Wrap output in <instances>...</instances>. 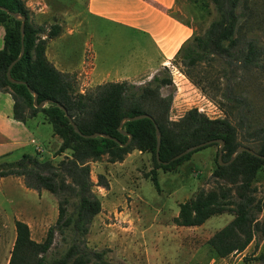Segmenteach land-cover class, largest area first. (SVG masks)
<instances>
[{
	"label": "trees",
	"instance_id": "1",
	"mask_svg": "<svg viewBox=\"0 0 264 264\" xmlns=\"http://www.w3.org/2000/svg\"><path fill=\"white\" fill-rule=\"evenodd\" d=\"M213 3L218 15L203 35L196 34L194 25L172 11L174 16L195 29L192 39L182 46L177 56L180 55L182 63L191 68L216 59L223 61L226 65L224 76L228 80L224 97L229 102L230 112L224 118H211L198 108H192L179 120H172L173 95L162 93V88L172 83L171 78L157 73L144 84L113 81L82 92L76 79L60 70L47 56L48 39L59 35L60 26H54L44 38L41 34L46 33V29L31 21V12L24 0H0V25L5 29L4 47L0 49V91L12 94L15 119L27 123L40 112L46 115L54 134L62 140L57 155L71 151L57 164L37 153H25L16 161H0V180L7 176L24 177L29 187L46 189L59 198L57 221L38 245L31 264H111L104 252L92 251L86 245L90 225L102 210V201L93 191L91 160L108 154L111 162L123 161L127 154L139 150L151 152L156 167L167 168L190 159L198 150L220 144H209L173 160L187 148L223 139V161L229 162L238 147L244 145L243 141L264 139V129L248 136L243 133L240 137V129L249 122L251 102L236 91L239 72L264 67V48L254 26L261 21V14L252 0H213ZM8 11L26 16L24 36L22 21ZM261 18L264 20V14ZM23 46L25 53L12 67L11 74L15 80L25 83L12 82L8 70L20 56ZM31 89L38 93L39 103L50 102L45 107H36ZM59 104L66 107L80 132L75 130ZM139 114H150L151 118L125 122L122 129L133 134L131 143L125 145L129 136L121 132L119 126L124 118ZM156 125L161 131L159 158ZM94 133H106L112 138L87 136ZM258 153L264 155V140ZM263 166L264 158L248 151L240 153L229 164H221L217 159L213 175L237 185V198L231 199L225 191H200L180 205L175 222L182 226H199L214 215L232 211L234 219L217 231L209 244L221 257L243 252L257 231L264 234V222L255 217L256 197L252 186ZM99 182L103 187H109L103 175L99 176ZM154 182L158 187L157 176H154ZM22 226L18 222L19 240L14 261L21 245ZM57 235L67 247L61 254L52 255ZM260 259L264 262V253Z\"/></svg>",
	"mask_w": 264,
	"mask_h": 264
},
{
	"label": "rangeland",
	"instance_id": "2",
	"mask_svg": "<svg viewBox=\"0 0 264 264\" xmlns=\"http://www.w3.org/2000/svg\"><path fill=\"white\" fill-rule=\"evenodd\" d=\"M24 1L30 9L31 21L46 29L42 37H47L54 26H60L59 35L48 39L47 56L51 62L58 64L60 70L76 79L79 90L82 89L80 75L92 64L98 72L109 71L110 80L117 79L119 73L128 68L133 73L146 68L138 45V41L145 44L146 37L94 22L86 13L89 0ZM252 1L263 16L264 0ZM174 13L194 25L196 34L200 35L218 15L213 0H178ZM261 16V21L258 20L254 26L264 48V20ZM83 61L85 63L80 66ZM225 68L223 61L217 59L193 68L187 67L180 55L162 68L158 74L172 79L170 85L162 88L164 95H173L171 119L179 120L192 108H198L211 118H224L230 112L229 102L224 97L228 82L224 76ZM148 81L145 76L136 84ZM236 91L247 96L251 102L249 122L240 129V137L243 133L248 136L249 133L262 132L264 67L242 74L239 72ZM36 118L38 122H47L36 127L37 142L29 144L24 152H17L9 161H16L25 153H37L57 164L71 154L67 151L57 155L61 138L52 137L53 127L43 112ZM263 140L243 141V144L258 152ZM36 146L42 148L37 149ZM218 150L219 145H210L193 153L190 159L167 168L156 167L153 154L139 150L131 152L132 155L127 154L123 161L111 162L108 154L91 160V178L95 183L93 191L102 201V210L95 216L86 235L88 249L104 252L111 264H264L260 259L264 253V234L261 231H257L243 252L226 257L219 256L209 244V239L234 219L232 211L214 215L199 226H182L175 222L180 205L200 191H225L231 199L237 198V185L213 175ZM120 162L125 163L122 165ZM154 170L156 173H153ZM100 175L109 183L108 188L100 185ZM154 176H157L158 187ZM22 178L24 186L35 190L34 193H26L20 189V184L9 181L4 187L0 186V211L5 209L8 213L7 231L0 235V245L6 241L5 247L2 245L5 252H0V257L5 255L6 260L0 258V264H31L38 245L58 218L59 198L46 189L29 187L26 179ZM252 186L256 197L255 217L264 222V166ZM18 222L23 225V235L14 261L19 240ZM10 225L14 226L16 235H10ZM66 247V242L57 235L51 254L59 255Z\"/></svg>",
	"mask_w": 264,
	"mask_h": 264
},
{
	"label": "crops",
	"instance_id": "3",
	"mask_svg": "<svg viewBox=\"0 0 264 264\" xmlns=\"http://www.w3.org/2000/svg\"><path fill=\"white\" fill-rule=\"evenodd\" d=\"M177 2L178 0H89L86 13L94 22L116 28V30L134 31L138 36L146 37L145 44L138 41V45L147 66L142 72L137 73L131 72L129 68L125 69L119 73L117 79L110 80L109 71L98 72L96 66L92 64L89 70L85 69L80 75L82 92L106 82L129 80L138 83L145 76L151 80L162 68L170 65L182 46L192 39L195 32L191 25L172 14ZM4 35L5 29L0 25V49L4 47ZM83 63L85 62L80 63V66H83ZM56 66L58 67V64ZM13 106L12 94L0 91V159L5 161H9L17 155V152H24V148L29 144L36 143V127L41 123H47L46 121L38 122L36 117L23 123L14 118ZM52 137L58 139L54 132ZM124 163L120 162L122 165ZM7 181L20 184V189H24L26 193L35 192L24 186L22 177H4L0 180V186L4 187ZM7 214L5 209L0 211V235L4 234L3 231H7ZM9 230L10 235H16L13 225H10ZM5 242L0 245L1 253L5 252L2 246L6 244ZM0 258L6 260L5 255Z\"/></svg>",
	"mask_w": 264,
	"mask_h": 264
},
{
	"label": "water",
	"instance_id": "4",
	"mask_svg": "<svg viewBox=\"0 0 264 264\" xmlns=\"http://www.w3.org/2000/svg\"><path fill=\"white\" fill-rule=\"evenodd\" d=\"M9 14H11L12 16H14L15 18L17 19H20L22 21V27H21V30H22V35L24 36V32H25V25H26V16L23 15V14H20L18 12H15V11H8ZM25 53V48L24 46L22 47V51H21V54L20 56L14 60L12 62V64L10 65L9 67V70H8V77L9 79L12 81V82H19V83H25L24 81H17L15 80L13 77H12V74H11V69L12 67L23 57ZM31 91L34 93V103H35V106L38 107V108H42V107H45L50 101H42L39 103L38 101V93L35 92L34 90L31 89ZM59 107L62 108L67 116L70 118L71 120V123L73 124L75 130L77 132H80V129L79 127L77 126L76 122L70 117V115L68 114V111L66 109V107L62 104H59ZM145 117H149L151 118V115L150 114H139V115H136V116H132V117H126L122 120L120 126H119V129L121 132H123L124 134H126L127 136H129V140L128 142L125 144V145H128L129 143H131L132 139H133V134L128 132V131H125L123 130V126L125 124L126 121H129V120H138V119H142V118H145ZM156 133H157V138H158V151H157V156L158 158L160 157V153H159V150H160V145H161V131L158 127V125H156ZM89 137H98V136H104V137H108V138H112L111 135L109 134H106V133H94V134H91V135H87ZM116 140V139H115ZM212 143H219V162L221 164H229L231 161H233L240 153H242L243 151H248L250 152L251 154H254L256 156H260V157H263L264 158V155H261L259 154L256 150H254L253 148L251 147H248L246 145H241L240 147H238V149L236 150V153L234 154L233 158L229 161V162H224L223 161V153H224V146H225V141L223 139H215V140H209V141H206V142H203V143H200V144H197V145H194V146H191L189 148H187L186 150H184L183 152H181L180 154H178L177 156H175L173 158V160H176V159H179V158H182L183 156L187 155L188 153L196 150V149H199V148H202L204 146H207L209 144H212ZM165 163H169V162H165Z\"/></svg>",
	"mask_w": 264,
	"mask_h": 264
}]
</instances>
